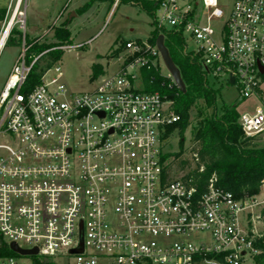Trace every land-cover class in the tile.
Here are the masks:
<instances>
[{"label": "built area", "instance_id": "2783aa9c", "mask_svg": "<svg viewBox=\"0 0 264 264\" xmlns=\"http://www.w3.org/2000/svg\"><path fill=\"white\" fill-rule=\"evenodd\" d=\"M27 1L9 4L6 41L25 30ZM154 1L153 27L180 37L207 86L221 81L238 91L233 104L251 101L239 124L264 136V0ZM21 44L0 92V264H255L264 180L237 197L216 173L199 184L197 150L168 149L181 115L146 90L144 69H160L156 43L125 41L118 69L84 92L68 87L50 49L29 59L25 34Z\"/></svg>", "mask_w": 264, "mask_h": 264}, {"label": "trees", "instance_id": "16d2710c", "mask_svg": "<svg viewBox=\"0 0 264 264\" xmlns=\"http://www.w3.org/2000/svg\"><path fill=\"white\" fill-rule=\"evenodd\" d=\"M129 1L140 6L150 16L156 7L154 0ZM91 4L92 0L78 9V12H85ZM6 10V8H0V21L3 20ZM161 32L160 29L153 27L148 38L149 42L154 45ZM165 36V44L169 48L174 62L181 70L187 91L181 92L172 79L161 73V69H144V80L147 91L159 92L162 96L170 99L175 111L181 115V121L168 129V133H172L173 129L177 128L180 136L181 152L175 155H182L184 133L191 123V109L198 104V101H202L203 106L197 105V113L200 118L192 127V134L196 142L194 150L198 151L205 165L203 173H196L199 184L204 185L206 180L216 173L219 184L237 197L259 192L264 180V144H259L260 137H245L239 124V105L223 103L220 113L217 112L216 100L219 90L207 86L199 66L182 54L180 37L167 32H165ZM54 37L56 42L47 43L25 35L26 44L29 46L27 57L30 59L33 54L50 49L46 57L59 58L64 50L51 48L71 42V31L66 21L60 26L54 27ZM15 39L19 44L24 39V34L19 28H14L9 35V40ZM115 43H118V39ZM112 53L113 56L119 54L118 48ZM103 73L104 68L101 64H93L92 79H96ZM38 76V72H32L29 82ZM151 80L152 82H150ZM182 162L187 163L186 160ZM261 247V253L254 257L255 264H264V243Z\"/></svg>", "mask_w": 264, "mask_h": 264}, {"label": "rangeland", "instance_id": "374dc122", "mask_svg": "<svg viewBox=\"0 0 264 264\" xmlns=\"http://www.w3.org/2000/svg\"><path fill=\"white\" fill-rule=\"evenodd\" d=\"M64 1L28 0L26 28L21 30L28 37L38 38L41 42H56L54 27L60 26L63 21L67 22V26L71 31V42L53 48L63 51V48L60 47L70 46L62 52L59 63L62 67L65 82L74 92H84L95 87L96 82L92 79L93 64H101L107 74L115 72L119 67V62L113 57L112 52L116 48L119 52H124V42L127 40L147 41L153 29L150 14L129 0H120L114 10V0H92L91 6L83 13H76L75 7H79L90 0H71V12L60 16ZM14 2L15 0H0V7L7 8L9 4L12 6ZM220 4L227 5L228 0H220ZM7 17L8 9L3 20L0 21V33ZM15 28H19V26L17 25ZM117 39L118 43H115ZM77 43L83 45L72 47ZM190 45L194 46V43L190 42ZM22 49V44H19L16 39L13 41L8 39L0 51V92ZM159 67L163 75L169 73L162 58H160ZM220 83L221 81L215 84V88L219 90L216 100V108L219 113L223 103H235L238 95L236 88L233 86L226 87ZM250 102L239 104L238 110L240 112L245 110ZM197 105L203 106V102L198 101ZM197 105L190 112L191 123L184 133L181 157L187 158L196 144L192 127L200 118L197 113ZM258 142L264 144V136L260 137ZM168 149L181 152L180 136L178 134L173 135ZM261 189L264 191V186Z\"/></svg>", "mask_w": 264, "mask_h": 264}, {"label": "water", "instance_id": "95a60500", "mask_svg": "<svg viewBox=\"0 0 264 264\" xmlns=\"http://www.w3.org/2000/svg\"><path fill=\"white\" fill-rule=\"evenodd\" d=\"M156 46L160 52L161 58L166 68L169 71L170 76L172 77L173 82L180 89L181 92L185 93L187 91L185 81L182 77L180 68L174 62L171 56V53L169 51V48L165 44L164 34L161 33L158 35L156 39ZM231 81L233 82V78L231 79ZM82 247H83V244H81V246L77 250L81 251ZM12 248L21 254H35L38 252L37 248L31 249V250L21 249L17 246L16 243H12Z\"/></svg>", "mask_w": 264, "mask_h": 264}, {"label": "crops", "instance_id": "0c3cea01", "mask_svg": "<svg viewBox=\"0 0 264 264\" xmlns=\"http://www.w3.org/2000/svg\"><path fill=\"white\" fill-rule=\"evenodd\" d=\"M86 3H87V2H86ZM86 3H84V4H86ZM71 4H72V3H71V0H65V1H64V4H63V6H62V9L60 10V16H62V14L70 13V12H71ZM84 4H83V5H84ZM83 5H81V6H79V7L76 6V7H75V9H76L75 12H76V13H79V12H78V9H80ZM0 8H3V9H4V7H0ZM7 8H8V7H7ZM7 8H6V9H7ZM63 22H64V21H63ZM61 23H62V22H61ZM50 26H51V25H50ZM31 38H35V37H31ZM77 44H79V43H77ZM74 45H76V44H74ZM1 50H2V49H1ZM1 50H0V51H1Z\"/></svg>", "mask_w": 264, "mask_h": 264}, {"label": "bare ground", "instance_id": "6f19581e", "mask_svg": "<svg viewBox=\"0 0 264 264\" xmlns=\"http://www.w3.org/2000/svg\"><path fill=\"white\" fill-rule=\"evenodd\" d=\"M6 34H7V32L4 34V35H2L1 37H0V50L4 47V45H5V41H6Z\"/></svg>", "mask_w": 264, "mask_h": 264}]
</instances>
